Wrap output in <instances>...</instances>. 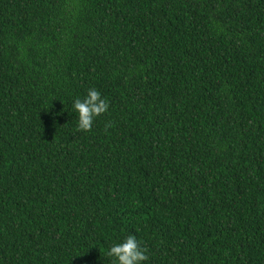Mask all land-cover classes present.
<instances>
[{"label": "trees", "instance_id": "obj_1", "mask_svg": "<svg viewBox=\"0 0 264 264\" xmlns=\"http://www.w3.org/2000/svg\"><path fill=\"white\" fill-rule=\"evenodd\" d=\"M129 235L142 264H264V0H0V264Z\"/></svg>", "mask_w": 264, "mask_h": 264}, {"label": "clouds", "instance_id": "obj_2", "mask_svg": "<svg viewBox=\"0 0 264 264\" xmlns=\"http://www.w3.org/2000/svg\"><path fill=\"white\" fill-rule=\"evenodd\" d=\"M74 110L78 113V129L89 132L95 117L101 116L109 108V103L96 89H89L87 96L74 100ZM146 249L142 248L134 235H129L122 243L114 244L107 253L114 258L112 264H142L148 259Z\"/></svg>", "mask_w": 264, "mask_h": 264}]
</instances>
